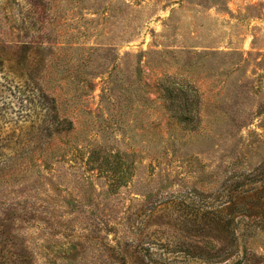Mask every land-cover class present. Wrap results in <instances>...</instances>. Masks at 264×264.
I'll use <instances>...</instances> for the list:
<instances>
[{
  "label": "rangeland",
  "instance_id": "rangeland-1",
  "mask_svg": "<svg viewBox=\"0 0 264 264\" xmlns=\"http://www.w3.org/2000/svg\"><path fill=\"white\" fill-rule=\"evenodd\" d=\"M0 264H264V0H0Z\"/></svg>",
  "mask_w": 264,
  "mask_h": 264
},
{
  "label": "trees",
  "instance_id": "trees-1",
  "mask_svg": "<svg viewBox=\"0 0 264 264\" xmlns=\"http://www.w3.org/2000/svg\"><path fill=\"white\" fill-rule=\"evenodd\" d=\"M22 89L23 90H26L30 95L31 94H33V93H41L40 92V89L38 90V89H35V90H32V89H28V87L25 85V86H18L17 88H16V90H17V92L20 94V92H23L22 91ZM42 98H45V96L43 95V93H41V95H40Z\"/></svg>",
  "mask_w": 264,
  "mask_h": 264
}]
</instances>
